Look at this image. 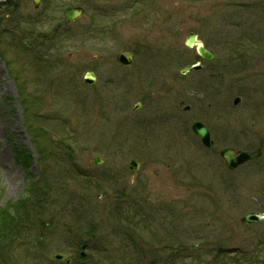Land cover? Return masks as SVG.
I'll return each instance as SVG.
<instances>
[{
    "label": "rangeland",
    "instance_id": "rangeland-1",
    "mask_svg": "<svg viewBox=\"0 0 264 264\" xmlns=\"http://www.w3.org/2000/svg\"><path fill=\"white\" fill-rule=\"evenodd\" d=\"M72 6L85 14L67 24ZM189 32L220 51L212 68L249 47L258 63L264 0H0V264H65L57 252L74 264H264V223L242 221L264 214V147L233 171L219 156L255 147L247 96L231 104L245 61L218 96L193 93L179 74L196 60ZM201 118L211 151L190 130Z\"/></svg>",
    "mask_w": 264,
    "mask_h": 264
},
{
    "label": "flooded vegetation",
    "instance_id": "flooded-vegetation-1",
    "mask_svg": "<svg viewBox=\"0 0 264 264\" xmlns=\"http://www.w3.org/2000/svg\"><path fill=\"white\" fill-rule=\"evenodd\" d=\"M194 34V33H193ZM196 34V33H195ZM250 37V35L247 33L245 40L247 39V37ZM187 37V36H186ZM196 38L197 40H199L201 42V44L212 53V55L214 56V60L213 61H205L204 58H202L199 54H197V47L198 46H193L191 48H188L190 50H193L194 53L196 54V60L193 63H188L185 64V66H189L190 64H199L201 66V69L197 70V71H192L187 73L186 75L183 76H191L192 78V84L196 83V90H193V93H197L204 95L206 94V92H208L207 94L211 95V96H218V93H220V89L223 87V81H222V76L225 80L224 77V73L226 74V76H230V72H232L233 70L236 71V67L235 64L236 62H238L239 60H244V63L238 62L239 66L242 64L244 66H242V68L245 70V79L243 80L244 86L243 88V92L242 95L236 96L237 98L240 99V102H242V98L243 96H247V115H249V121L248 123H246V130L244 127H241L244 129V135H246V141L250 144H252L254 147V149L250 150V151H256L259 150L261 152V156L263 153V147H264V42H259L260 46H259V52H258V56L255 58L256 62L258 63H248L247 61H249V57L252 56V54L254 52H256L252 47H249L248 50L246 51V56L243 54V57L238 56L235 59L234 63H231L232 61H234V59H227L225 60V62L223 63V65L221 66L220 63H218V65H216V68H212L211 66L215 65V61H218V55L220 54L218 50H212V49H208L206 47V44L204 43V41L202 40L203 38L199 35L196 34ZM186 40V39H185ZM258 44V43H257ZM240 45V44H239ZM242 46H245L242 44ZM187 48V47H186ZM233 49H235L237 51V46L234 45ZM252 59V58H251ZM250 59V61H251ZM121 67H123L122 65H120ZM184 66V67H185ZM123 68H126L125 66ZM235 73H233L231 76H233ZM226 90L224 91L223 94L226 95V101L223 100V98H220V100H222L227 106L228 108L230 107L232 109V106L229 104V98L233 95L231 88L229 86H227L225 88ZM237 91V90H236ZM222 94V95H223ZM241 94V93H240ZM263 97V99H261V97ZM197 97H200L197 95ZM233 97V98H236ZM239 102L238 105H240L241 103ZM233 103V102H232ZM231 103V104H232ZM233 106H238V105H234ZM189 108V106H188ZM187 108V110H188ZM210 109V107H209ZM213 110V112H212ZM211 110V114H208L212 120H215L216 122L219 120V115L218 112H214L215 110L212 109ZM246 115V116H247ZM202 119V118H201ZM201 123L204 124V126H206V128L208 129L210 136L213 135V131H212V125H210V123H205L204 119H202V121H199ZM244 126V125H243ZM262 126V128L258 129L256 127ZM212 127V128H211ZM230 127V126H229ZM231 128V127H230ZM232 130L229 131V134L232 136H236L237 133L234 130L235 128H231ZM226 133H228L226 131ZM198 138V137H197ZM211 140H212V149H214V145H215V138H212L211 136ZM217 140V138H216ZM198 141L200 142V139L198 138ZM203 147V146H202ZM231 147V146H230ZM229 147V148H230ZM212 149L208 150L211 151ZM234 151H238L235 148H231ZM260 158V156L258 157V159ZM85 245V244H84ZM87 246V245H86ZM60 253V252H57ZM56 254V253H55ZM65 254V253H62ZM66 258L63 260V262L65 264H74L77 263L76 261H72V259H70L71 256L65 254ZM79 257L82 259H86V255L82 256L81 255V251L79 252Z\"/></svg>",
    "mask_w": 264,
    "mask_h": 264
},
{
    "label": "water",
    "instance_id": "water-1",
    "mask_svg": "<svg viewBox=\"0 0 264 264\" xmlns=\"http://www.w3.org/2000/svg\"><path fill=\"white\" fill-rule=\"evenodd\" d=\"M34 4V7L38 6V3L40 0H31ZM84 13L83 8L76 7V8H69L65 14V17L67 21L72 22L76 20L77 18H80ZM195 34L190 33L188 35L187 41H186V46L191 47L192 44L198 43L195 39ZM200 54L206 56V58L211 59V55L207 53L204 49L200 48ZM132 57L133 53H121L119 54L116 58L119 63H122L124 65H131L132 64ZM199 67H194V66H189L181 70V74H186L188 71L192 70H197ZM95 76L92 72H87L84 75V81L89 84L95 83ZM139 107V105H136L135 109ZM192 129L194 133L198 134L201 136L203 143L205 146L210 147V142H209V134L207 130L205 129L204 126H202L199 123H195L192 126ZM256 154L254 153H247V152H239V153H233L231 150H225L222 152V156L227 160L228 166L231 168H234L238 165H242L243 162L254 158ZM99 158L95 159V163H100ZM138 167V164L135 161H131L129 163V169L130 170H136ZM244 222L247 223H255V222H264V215H260L257 212H251L248 213L247 215H244L243 219ZM55 258H63L64 256L56 255L54 256Z\"/></svg>",
    "mask_w": 264,
    "mask_h": 264
},
{
    "label": "trees",
    "instance_id": "trees-1",
    "mask_svg": "<svg viewBox=\"0 0 264 264\" xmlns=\"http://www.w3.org/2000/svg\"><path fill=\"white\" fill-rule=\"evenodd\" d=\"M7 5H8V3H7ZM11 7L13 8L12 5H11L9 8H11ZM6 221H11V218H7ZM263 245H264V244H262V245L259 247V250H260L261 252H264V249L262 248Z\"/></svg>",
    "mask_w": 264,
    "mask_h": 264
}]
</instances>
